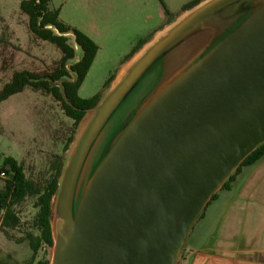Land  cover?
<instances>
[{
  "label": "water",
  "instance_id": "water-1",
  "mask_svg": "<svg viewBox=\"0 0 264 264\" xmlns=\"http://www.w3.org/2000/svg\"><path fill=\"white\" fill-rule=\"evenodd\" d=\"M46 27L75 49L70 76L47 77L72 105L63 82L84 50ZM87 112L52 200L49 264H179L213 196L264 144V0L185 9Z\"/></svg>",
  "mask_w": 264,
  "mask_h": 264
},
{
  "label": "rangeland",
  "instance_id": "rangeland-1",
  "mask_svg": "<svg viewBox=\"0 0 264 264\" xmlns=\"http://www.w3.org/2000/svg\"><path fill=\"white\" fill-rule=\"evenodd\" d=\"M183 1L52 0L51 8H60L64 21L79 29L95 31L98 42L102 44V50L79 94L91 97L99 93L106 81L115 75L127 54L133 52L141 44L142 38L149 36L158 27L161 21L159 13L164 9L169 14L168 4L180 5ZM20 2L0 0V89L11 80L15 71L29 70L39 75L52 72L63 56L56 44L31 31L29 17L21 9ZM68 37L72 40V36ZM105 90L100 93V97ZM126 109L124 105L117 112L106 138L122 119ZM83 120L75 127L74 119L66 114L61 102L52 93L31 86L2 102L0 188L12 176L3 168V162L8 156L22 164L29 179L40 186L47 185L55 172L58 155L62 156L64 170ZM70 137L72 140L68 144ZM2 171L7 173L6 176L1 175ZM215 200L211 201L196 224L190 236L188 252L210 239L213 223L220 214V207ZM36 201V196H27L15 205V211L20 217L18 226L4 227L0 213V264H26L32 257L28 234L39 233L34 223L38 211ZM52 250V247L43 246L37 259H51Z\"/></svg>",
  "mask_w": 264,
  "mask_h": 264
},
{
  "label": "trees",
  "instance_id": "trees-1",
  "mask_svg": "<svg viewBox=\"0 0 264 264\" xmlns=\"http://www.w3.org/2000/svg\"><path fill=\"white\" fill-rule=\"evenodd\" d=\"M51 1L52 0H21L20 7L29 17V27L31 31L44 40H49L56 44L62 50L63 56L52 72H44V74L39 75L29 70L15 71L11 80L6 82L0 89V104L12 95L22 92L27 86H31L34 89L46 90L52 93L56 99L61 102L66 114L74 119V125L77 127L84 118L87 110L94 107L100 99V93L91 97H82L79 94V88L84 82L88 71L94 62L99 50V45L82 30L62 21L59 15L60 10L52 9ZM198 1L200 0H195L192 3L185 5V9L193 6ZM48 24L56 26L61 32L70 30L74 31L78 43L84 50L83 58L71 66V69L78 74L77 80H65L63 82L72 105L64 99L60 87L53 85L51 80L47 79V77L56 81L63 76H70L66 63L69 59L75 57V49L68 43V38L66 36L55 34L52 29L47 28L46 26ZM112 79L113 76L106 81L105 86H108ZM71 140L72 137L68 140V144ZM67 146L68 145H66V148ZM263 155L264 144L253 151L243 161L236 173L231 176L222 189H229L231 183L235 180L236 175L241 171L242 167L254 163ZM62 165V156L58 155L55 172L51 180L47 185L40 186L26 176L22 164L19 163L16 158L8 156L3 162L4 170L7 173H12V176L6 181L4 187L0 188V213L2 214V225L4 227L18 226L20 223V217L15 211V205L27 196L37 197L35 204L38 211L34 223L39 233L35 234L31 232L28 234L29 244L33 250V255L26 264L50 263V259L47 257L37 259V254L43 246L52 247L54 244L51 227V209L53 197L58 189ZM217 197L218 193L213 196L212 200Z\"/></svg>",
  "mask_w": 264,
  "mask_h": 264
},
{
  "label": "crops",
  "instance_id": "crops-1",
  "mask_svg": "<svg viewBox=\"0 0 264 264\" xmlns=\"http://www.w3.org/2000/svg\"><path fill=\"white\" fill-rule=\"evenodd\" d=\"M188 3L190 0H184L180 5L168 4L169 14L164 9L159 13L161 21L158 27L149 36L142 38L136 50L127 54L113 79L143 45L185 10L184 6ZM58 9L60 19L64 21L61 16L62 10ZM80 30L99 45L94 64L102 50V44L98 42L95 31L81 28ZM106 87L104 85L99 93ZM222 190L223 193H220V190L217 199H214L220 207V214L213 223L210 239L204 245H199L193 248L192 252H188L189 237L179 264H264V155L254 163L243 166L231 187Z\"/></svg>",
  "mask_w": 264,
  "mask_h": 264
},
{
  "label": "built area",
  "instance_id": "built-area-1",
  "mask_svg": "<svg viewBox=\"0 0 264 264\" xmlns=\"http://www.w3.org/2000/svg\"><path fill=\"white\" fill-rule=\"evenodd\" d=\"M6 174H7V173H6L5 171H2V172H1V175H2L3 177L6 176Z\"/></svg>",
  "mask_w": 264,
  "mask_h": 264
},
{
  "label": "bare ground",
  "instance_id": "bare-ground-1",
  "mask_svg": "<svg viewBox=\"0 0 264 264\" xmlns=\"http://www.w3.org/2000/svg\"><path fill=\"white\" fill-rule=\"evenodd\" d=\"M88 123V120L85 121V123L83 124V127H85Z\"/></svg>",
  "mask_w": 264,
  "mask_h": 264
},
{
  "label": "flooded vegetation",
  "instance_id": "flooded-vegetation-1",
  "mask_svg": "<svg viewBox=\"0 0 264 264\" xmlns=\"http://www.w3.org/2000/svg\"><path fill=\"white\" fill-rule=\"evenodd\" d=\"M192 2H194V1H192ZM192 2H190V3H192ZM189 4V3H188ZM184 8H185V6H184Z\"/></svg>",
  "mask_w": 264,
  "mask_h": 264
}]
</instances>
